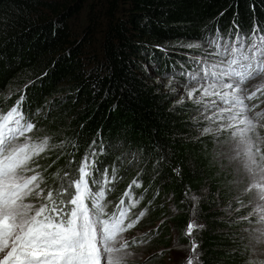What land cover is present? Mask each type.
Here are the masks:
<instances>
[{"label":"trees","instance_id":"16d2710c","mask_svg":"<svg viewBox=\"0 0 264 264\" xmlns=\"http://www.w3.org/2000/svg\"><path fill=\"white\" fill-rule=\"evenodd\" d=\"M257 25L264 30V0H0V108L6 112L25 95V113L36 125L28 135L51 138L36 158L46 188L58 187V170L77 178L95 140L105 146L96 178L103 182L108 169L111 181L116 169L107 211L122 199L129 208L135 198L129 210H146L135 228L166 213L184 245L187 225L196 220L204 226L192 236L199 264H250L255 260L241 232L249 209L240 219L220 211L236 213L248 199L239 198L233 171L218 159V138L201 135L208 124L198 120L200 110L175 102L145 67L183 79L179 73L195 67L189 56L154 44L203 41L217 27L225 36L237 26L251 34ZM168 230L166 223L147 239L156 248L168 244Z\"/></svg>","mask_w":264,"mask_h":264},{"label":"snow or ice","instance_id":"6c2138e0","mask_svg":"<svg viewBox=\"0 0 264 264\" xmlns=\"http://www.w3.org/2000/svg\"><path fill=\"white\" fill-rule=\"evenodd\" d=\"M181 47L204 49L205 55L188 58L195 65L191 72L179 73L186 81V99L208 124L201 135H226L225 142L234 150L231 158L239 159L252 177L244 191L258 190V203L242 219L255 220L257 239L264 243V137L259 131L264 129V111H256L259 105L248 103L264 92V86L253 92L246 87L249 81L264 77V30L257 25L246 34L237 26L234 33L230 29L225 36L217 27L214 36L203 37V43ZM193 84L196 87H191ZM24 102L25 95H20L6 112L0 108V264H128L133 253L121 237L137 225L146 210L127 223L129 208L138 201L125 208L122 199L116 211H107L106 191L116 179V169H112L111 181L108 169L103 182L96 178L97 157L105 146H97L93 140L90 152L82 158L78 177L73 179L68 171L61 175L58 170L53 174L58 187L46 188L36 158L48 150L51 138L34 141L28 135L36 125L25 113ZM178 103H185V97ZM192 199L198 203V197ZM203 227L192 220L185 235L192 237ZM132 243H136L135 238ZM191 246L186 264H199V244L192 239Z\"/></svg>","mask_w":264,"mask_h":264},{"label":"rangeland","instance_id":"374dc122","mask_svg":"<svg viewBox=\"0 0 264 264\" xmlns=\"http://www.w3.org/2000/svg\"><path fill=\"white\" fill-rule=\"evenodd\" d=\"M83 21H85L84 15H81L78 18V25H82ZM199 40L186 38V39H180V41L175 39H168L164 43H157L154 44V47H157L158 49H162L163 51L167 52L168 50H171L175 53H182L186 54L189 57L190 56H200V54L203 56L205 55L204 49H189L187 47H181V45H186L190 42H195ZM203 43V41H200ZM172 46V47H168ZM205 47H207L205 45ZM146 65V63H144ZM148 66V68H147ZM146 71L150 79H153L155 82H158L160 87L168 91L171 97L175 100V102H178L181 100V97H185L186 99V89L184 87L186 81L181 78L179 79H173L170 78L168 75H157V73H154V71L151 68L150 64H147ZM172 81L170 84L169 82ZM264 86V77H259L255 80H251L248 82L246 87L248 88L249 92L256 91L258 87ZM191 87H196L195 84L191 85ZM175 89V91H174ZM249 106L253 104L259 105L255 110L256 111H264V92L258 93L257 98L253 101H249ZM198 120H203L202 114L198 116ZM260 134L262 137H264V129H259ZM227 136H222L217 139V148H218V159L221 161L222 165H226L233 171V178L235 183H239V198H245L247 200V205L244 208H241L239 205V211L234 213L231 210H225L224 207L220 208V211L225 212V216L234 218V219H240L239 217L241 210L248 208L249 212H252L253 208L258 203L257 199V191L256 189H253L251 193H246L244 189L249 187V185L252 183V177H250L242 168L241 161L239 159H232L231 157L234 156V150L233 146L230 143H226ZM125 179L122 180V183L126 184ZM238 199V200H240ZM135 200L137 202V199H133L131 202V205L135 203ZM107 202V201H106ZM163 202L165 200L163 199ZM166 203L168 204V211H170L169 208V201L167 200ZM242 201H238L237 204H241ZM137 204V203H136ZM135 204V206H136ZM225 206V205H224ZM133 211V210H132ZM134 212V213H133ZM129 214V219L126 221L130 222L132 219H136L142 211H133ZM133 213V215H132ZM146 214L139 220L140 223L143 222ZM249 216L246 215L245 217ZM243 218V217H242ZM241 218V219H242ZM169 217L166 213L161 215V218L157 221H154L150 224L149 227H146L145 229L141 228H132L128 230L126 233H124L121 237L122 240H126L129 243V251L133 253L132 256L128 258V264H186V261L188 257L191 255V240L192 237H188L190 242L184 246V244L179 243L178 239V233L175 230L174 226L168 222ZM195 222L198 224V221L195 220ZM167 223L168 231H169V237L168 244L160 245L159 247H155V245L152 242H149L147 239L149 235H151L152 231H155L159 233L160 229L164 227V225ZM258 225L255 223V220L253 218H250L245 223L244 228L242 229V233L245 235V238L247 240V245L249 247L251 257L258 262L264 261V243H261L257 237L259 236V233L254 231L255 228H257ZM195 232V231H194ZM193 232V234H194ZM148 235H145V234ZM193 236V235H192ZM133 238H135L136 243L133 244ZM196 264V262H194Z\"/></svg>","mask_w":264,"mask_h":264},{"label":"built area","instance_id":"2783aa9c","mask_svg":"<svg viewBox=\"0 0 264 264\" xmlns=\"http://www.w3.org/2000/svg\"><path fill=\"white\" fill-rule=\"evenodd\" d=\"M185 246V245H184Z\"/></svg>","mask_w":264,"mask_h":264}]
</instances>
